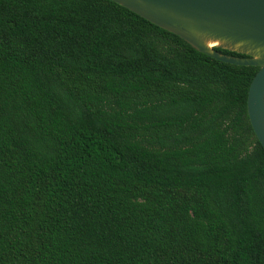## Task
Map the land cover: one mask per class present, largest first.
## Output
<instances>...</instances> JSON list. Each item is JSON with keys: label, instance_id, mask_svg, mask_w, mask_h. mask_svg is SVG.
<instances>
[{"label": "trees", "instance_id": "16d2710c", "mask_svg": "<svg viewBox=\"0 0 264 264\" xmlns=\"http://www.w3.org/2000/svg\"><path fill=\"white\" fill-rule=\"evenodd\" d=\"M257 69L112 0H0V264H264Z\"/></svg>", "mask_w": 264, "mask_h": 264}, {"label": "water", "instance_id": "95a60500", "mask_svg": "<svg viewBox=\"0 0 264 264\" xmlns=\"http://www.w3.org/2000/svg\"><path fill=\"white\" fill-rule=\"evenodd\" d=\"M214 59L258 69L246 92L250 127L264 149V0H112ZM223 48L243 56L218 52Z\"/></svg>", "mask_w": 264, "mask_h": 264}]
</instances>
